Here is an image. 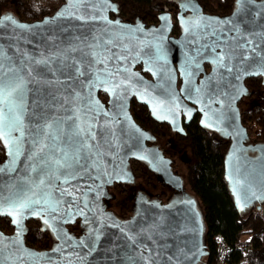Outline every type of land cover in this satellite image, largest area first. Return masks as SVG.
I'll return each instance as SVG.
<instances>
[{
    "label": "water",
    "instance_id": "95a60500",
    "mask_svg": "<svg viewBox=\"0 0 264 264\" xmlns=\"http://www.w3.org/2000/svg\"><path fill=\"white\" fill-rule=\"evenodd\" d=\"M64 1L41 20L0 16L16 21L0 23L3 82H27L23 137L5 128L9 143L0 140L6 156L0 209L13 212L0 214L13 226L10 234L0 229V264H201L207 251L196 196L172 205L139 200L129 221L114 220L101 200L109 185L123 181L130 159L170 175L158 149L147 145L149 131L131 115L136 100L179 134L182 114L188 124L190 112L198 111L201 128L228 140L224 179L236 206L264 203V143L249 142L239 110L248 93L245 79L260 77L264 85V0H234L226 16L205 13L194 0H176V19L164 5L153 26L118 18L113 0ZM185 6L196 17L181 16ZM174 21L180 28L175 36ZM5 123L10 127L11 119ZM48 125L45 131L58 132L55 141L40 131ZM78 129L83 132L73 135ZM60 149L69 155L80 150L79 164L58 169ZM28 199L41 203L13 224L14 205ZM31 219L50 231L49 248L24 242ZM77 219L88 227L73 236L67 225Z\"/></svg>",
    "mask_w": 264,
    "mask_h": 264
},
{
    "label": "trees",
    "instance_id": "16d2710c",
    "mask_svg": "<svg viewBox=\"0 0 264 264\" xmlns=\"http://www.w3.org/2000/svg\"><path fill=\"white\" fill-rule=\"evenodd\" d=\"M118 6V18L131 22L139 20L146 26H153L160 20L165 10L164 5L175 20L177 12L176 0H113ZM201 5L205 13L226 16L233 7V0H194ZM64 0H0V16L4 9L10 8L12 13L25 21L41 20L54 14ZM172 35H178L180 28L174 21ZM247 95L241 124L246 127L250 143H264V85L260 77L245 79ZM106 99L104 92L99 94ZM130 112L137 123L156 136L164 137L169 134L170 127L156 122L150 117L147 106L136 100L130 103ZM163 124L164 126H161ZM173 145L188 148L193 162L189 166L187 181L191 191L201 203L205 224V239L207 255L201 264H215L219 259L217 235H221L229 246L224 255L223 264H264V220L253 216L249 207L236 206L232 199L227 180L224 179L225 153L228 140L216 133L201 128L193 119L185 126L183 133L176 135ZM5 150L0 143V163L5 160ZM139 174V173H138ZM136 174V175H138ZM0 229L10 234L13 226L10 219L0 217ZM24 242L38 250L49 248L52 236L46 226L39 219L27 220ZM248 234L246 240L242 235ZM243 242L247 246L236 248L237 243Z\"/></svg>",
    "mask_w": 264,
    "mask_h": 264
},
{
    "label": "flooded vegetation",
    "instance_id": "af4514ba",
    "mask_svg": "<svg viewBox=\"0 0 264 264\" xmlns=\"http://www.w3.org/2000/svg\"><path fill=\"white\" fill-rule=\"evenodd\" d=\"M177 8L176 14L179 13V6H177ZM194 11L195 10L192 7L185 6L181 11V16L185 18H194L196 17L194 16ZM210 68L211 64L204 65V70L206 72H209ZM244 99L245 96L239 101L241 115L246 106ZM106 100L107 98L103 99V101ZM200 117L201 115L198 111H191L188 124L193 119L199 122ZM185 120L186 116L182 114L181 123L183 129L188 125L185 124ZM160 125L164 126L163 124ZM213 133L216 136V131ZM177 134L178 133L174 132L171 127L169 134L164 137L150 133L147 145L158 149V152L167 161V168L170 175L168 177L164 172L154 169L151 165H148L143 161L130 159L125 168L123 181L109 185L106 191V198L101 200V207L105 209L110 217H113L116 221H129L136 212V203L139 200L149 202L155 201L160 205H172L173 203L193 198L182 172V167L187 170L189 166L192 165L193 159L188 148H183L182 146L180 147L175 144L173 145ZM238 199L245 204L241 198ZM87 227L88 223L84 224L80 219L67 225L68 230L73 236H79L85 233Z\"/></svg>",
    "mask_w": 264,
    "mask_h": 264
},
{
    "label": "snow or ice",
    "instance_id": "6c2138e0",
    "mask_svg": "<svg viewBox=\"0 0 264 264\" xmlns=\"http://www.w3.org/2000/svg\"><path fill=\"white\" fill-rule=\"evenodd\" d=\"M61 14L62 12H58L57 16L59 17ZM3 21H8L11 22L12 24H16V21L11 16L3 17V20L0 21V23H2ZM18 26L21 28L28 27L27 25H23V24H20ZM91 55L95 56L96 54L92 53ZM37 63H46V61H38ZM2 69H3V64L0 63V70ZM76 71L79 72L80 69L76 68ZM3 76L4 73L0 71V140H4L5 144H8L9 141L6 140L5 137L8 135V132L10 131H18L20 132V136L23 137V130H22L23 115L25 112L24 99L27 91L26 88L27 82L20 77H14V79L9 85H5L3 82ZM6 118L11 119L10 127L5 123ZM45 127L50 129L51 125L42 126L40 129L41 133L45 135L48 139L55 141L57 139L58 132L54 133L51 131H45ZM5 128H8V132L4 130ZM81 132H83V129H78L76 132L73 133V135H79ZM45 147H48V145H45ZM53 151H55V149H53ZM60 151L63 153V163H61L60 160H57L55 162L56 167L58 169L59 168L68 169L71 168L73 165L79 164L80 150H77V152L71 155H69L67 152H63V149H60ZM39 152L43 153L44 147L40 148ZM18 154L19 151H17V155ZM35 155L36 153H33V156ZM45 163L47 164L48 161H45ZM39 203H41L40 200L28 199L20 203L18 206L14 205L15 216L12 220V223L19 225L24 216V210L30 209L33 204H39ZM0 214L13 216V212L8 211L6 209H0ZM36 214L38 215V213ZM45 223H47V221H45Z\"/></svg>",
    "mask_w": 264,
    "mask_h": 264
},
{
    "label": "built area",
    "instance_id": "2783aa9c",
    "mask_svg": "<svg viewBox=\"0 0 264 264\" xmlns=\"http://www.w3.org/2000/svg\"><path fill=\"white\" fill-rule=\"evenodd\" d=\"M252 214L256 218H264V203H261L260 206H255L251 209ZM217 245L219 246V256L220 259L215 264H223L224 255L229 251V246L224 241L221 235H217L216 237ZM247 246L243 242L237 243L236 248L243 249Z\"/></svg>",
    "mask_w": 264,
    "mask_h": 264
},
{
    "label": "rangeland",
    "instance_id": "374dc122",
    "mask_svg": "<svg viewBox=\"0 0 264 264\" xmlns=\"http://www.w3.org/2000/svg\"><path fill=\"white\" fill-rule=\"evenodd\" d=\"M233 1H234V0H233ZM11 10H12L11 7H10V8H7V9H4L3 14H4V15H10V14H13ZM182 170H183L182 172H183V176H184V178H185V181H187V170H186V168H184V167H182ZM187 186H188L189 191L192 193L193 197L196 196V195L191 191V189H190L189 181H187ZM119 198H120V197H119ZM199 207H200V203H199ZM258 219H262V220H264V218H261V217L258 218ZM248 237H249L248 234H243V235H242V240H246V239H248Z\"/></svg>",
    "mask_w": 264,
    "mask_h": 264
}]
</instances>
